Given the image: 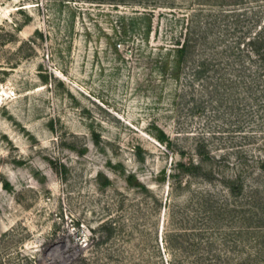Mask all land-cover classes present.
Returning a JSON list of instances; mask_svg holds the SVG:
<instances>
[{"label": "rangeland", "instance_id": "obj_1", "mask_svg": "<svg viewBox=\"0 0 264 264\" xmlns=\"http://www.w3.org/2000/svg\"><path fill=\"white\" fill-rule=\"evenodd\" d=\"M0 264H264V0H0Z\"/></svg>", "mask_w": 264, "mask_h": 264}]
</instances>
